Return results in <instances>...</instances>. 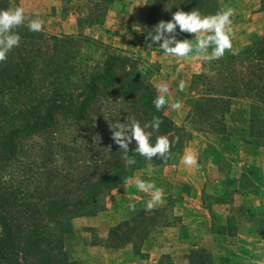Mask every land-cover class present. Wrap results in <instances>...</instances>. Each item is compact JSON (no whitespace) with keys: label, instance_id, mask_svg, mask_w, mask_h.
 <instances>
[{"label":"trees","instance_id":"16d2710c","mask_svg":"<svg viewBox=\"0 0 264 264\" xmlns=\"http://www.w3.org/2000/svg\"><path fill=\"white\" fill-rule=\"evenodd\" d=\"M19 1L0 0V8L19 6ZM259 1L260 9L264 10V0ZM113 2L78 0L73 6L69 3L65 13L77 14V33L31 31L26 23L13 29L20 33V43L7 53V59L0 61V155L15 157L23 137L53 129L59 114L74 120L90 117L99 108L97 102L103 95H115V100L132 104V120L147 123L149 128L153 117H158L159 128L149 129L152 142L157 136L166 135L170 149L164 157L157 154L149 159L132 151L133 139L128 152L135 156V163L127 165L123 149L112 136V128H106L109 135L99 141L102 143L97 145V157L86 161L85 168L79 164L72 169L51 167L44 159L34 165L35 174L46 170L47 178L35 186H13L0 174V264H79L67 248L68 235L73 231L72 219L101 211L106 193L149 163H167L190 138L191 130L176 124L166 114L165 105L157 109L153 103L160 95L154 82L160 63L104 43L91 32L104 27ZM222 3V0H149L138 20L143 40L150 43L148 31L161 19H171L178 9L214 14L221 11ZM175 35L177 39L193 40L195 33L180 31L177 25ZM192 84L202 87L191 100L186 118L194 129L211 132L221 143L226 141L233 147L239 141L264 145V33L237 51L205 59L202 71L193 74ZM237 99L249 102L248 116L243 124L229 126L225 115ZM208 148L205 155L211 153L213 161L225 157L219 145ZM229 175L223 186H228ZM152 212L153 208L143 207L112 225L105 244L110 247L132 244L135 254H142V243L158 225ZM208 257L207 250L192 249L187 264H207ZM159 264H164V260Z\"/></svg>","mask_w":264,"mask_h":264},{"label":"rangeland","instance_id":"374dc122","mask_svg":"<svg viewBox=\"0 0 264 264\" xmlns=\"http://www.w3.org/2000/svg\"><path fill=\"white\" fill-rule=\"evenodd\" d=\"M77 1L20 0L19 6L30 16L38 15L47 33L73 34L78 31V16L72 11L65 12L69 3V6H73ZM148 1L114 0L104 27L92 29L91 32L104 43L160 63L154 82L159 94L167 97L166 114L176 124L191 130L190 138L182 151L174 153L167 163H149L137 169L126 180L127 184L124 181L106 193L101 211L74 217L73 231L67 239L70 255L79 264H159L161 260H164V264H187L192 249H205L209 252L207 264H264V145L239 141L233 147L226 141L221 143L220 138L211 132L193 128L192 122L186 118L191 100L201 92L202 87L193 85L192 79L194 73L202 71L205 53L178 57L143 40L138 20ZM225 1L222 0L221 11ZM249 5L247 0H240L235 6L242 14L238 13L239 19L235 16L234 31L244 38V45L264 33L250 29L257 26L258 20L263 24L264 17L253 12L252 16L244 13L243 10L253 8ZM259 10L264 11L260 6ZM203 34H195L192 41L195 42L196 36ZM237 50L230 48L225 53ZM208 52H211V47ZM181 80L185 82L183 89L178 86ZM164 84L168 85L167 92L160 87ZM115 97L101 96L97 102L99 108L84 120L59 114L53 129L23 137L18 143L15 157L8 159L0 155L3 180L13 186H35L44 182L47 171L37 175L34 166L36 162L43 163L44 159L51 167L72 169L73 165L79 164L80 168H85L86 161L91 162L97 157V145L102 143L99 141L109 135L106 128L111 129L116 121H132V104L119 98L115 100ZM110 98L112 102L109 104ZM176 101L180 102L179 109L172 107ZM248 104L247 100H234L232 110L225 115L229 126L243 124L248 116ZM210 145H219L226 158L215 162L211 153L205 155L204 151ZM186 153L195 155L194 164L184 162L182 157ZM227 174H230L229 184L223 186ZM137 178L152 183L154 187L140 189L135 183ZM155 187L163 191L162 200L154 202L152 212L158 219V225L142 243V254H135L132 244L107 246L105 240L110 227L131 216L129 213L133 208L129 204L133 191H141L134 196L135 200L144 199L136 209L139 210L146 207ZM208 209L214 213L211 222ZM27 258L30 259V256Z\"/></svg>","mask_w":264,"mask_h":264},{"label":"clouds","instance_id":"9594fccd","mask_svg":"<svg viewBox=\"0 0 264 264\" xmlns=\"http://www.w3.org/2000/svg\"><path fill=\"white\" fill-rule=\"evenodd\" d=\"M231 8L219 11L214 14H202L198 10L192 9L185 11L178 9L172 13L171 19H161L155 24L152 31H148L147 35L151 38V43L157 42L158 47L164 52L173 54L178 57H187L190 54L205 53L206 60H212L224 55L226 49L232 47L230 27ZM27 24L31 31L43 30V20L38 16H30L25 13L22 6L0 8V61L7 59V53L20 43L21 35L14 31L17 26ZM179 26L180 31H188L192 33H204L196 36L195 42L189 39H177L175 31ZM211 47V52H208ZM179 88L185 87V82H179ZM163 91L167 92L168 85L162 86ZM157 109H160L167 103L165 95H157L153 100ZM172 107L179 109L180 102L176 101ZM160 119L153 117L151 125L141 123L133 119L131 123H121L116 121L111 127L114 129L112 136L120 148L123 149L125 163L131 165L135 163V156L129 155V143L134 139L135 148L133 152L139 153L141 156L151 159L159 154L164 157L170 149V140L166 135H160L152 142V132L149 129L159 128ZM130 129V131H128ZM182 159L186 164H194L196 157L192 153H186ZM137 187L142 190L153 188L154 185L143 179L137 178L135 181ZM127 184V181H125ZM163 198V191L159 187H155L151 193V199L146 202V208L152 209L154 202H158ZM130 208H134L135 204L130 203Z\"/></svg>","mask_w":264,"mask_h":264},{"label":"crops","instance_id":"0c3cea01","mask_svg":"<svg viewBox=\"0 0 264 264\" xmlns=\"http://www.w3.org/2000/svg\"><path fill=\"white\" fill-rule=\"evenodd\" d=\"M239 1L240 0H227V1H225V3L223 4V10H226V9H229V8H231V10H232V13H231V21H232V23H231V25H230V27H231V29H232V32H231V39H232V49L233 50H235V49H240L243 45H244V43H245V40H244V38H242V37H240V36H238L237 34L238 33H236L235 31H234V26H233V24L236 22V18H235V16L237 15L238 16V13H241L242 14V12H241V10H237V9H235V6L236 5H238L239 4ZM247 3H249L250 5L249 6H253V8H250V9H247V10H243L244 11V13H248V15L249 16H252V12H253V14H255V15H257V16H263L264 17V11H260L259 10V6H260V2H259V0H247ZM241 17H242V15H241ZM240 17L238 16V19H239ZM256 27H250V29H255V30H257L258 32L260 31V32H263L264 30H263V26H264V23L262 24V22L261 21H259L258 20V22H256ZM249 29V30H250ZM248 42V41H247ZM246 42V43H247ZM129 187H131V186H129ZM185 187V186H184ZM190 187V186H189ZM175 189H176V187H174ZM124 189V188H123ZM131 192V191H130ZM138 193H141V191L139 190V191H137ZM137 192L136 191H133V193H132V199L130 200L131 201V203H133V202H135L134 204L136 205L137 204V206H135V208H133V210L129 213V216L130 215H132V214H134L137 210L136 209H138V207L140 206V204L142 203V201L144 200L143 198V200H138L139 198H137V200H135V198H134V196L135 195H138L137 194ZM130 195V194H129ZM138 201H140V202H138ZM211 208V207H210ZM209 210V212L210 213H208L207 212V215H208V217H209V219H210V222H211V220H212V215L214 216V213H213V210L211 209H208ZM212 212V213H211Z\"/></svg>","mask_w":264,"mask_h":264}]
</instances>
